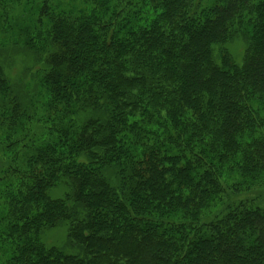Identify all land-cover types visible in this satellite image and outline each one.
<instances>
[{"label":"trees","instance_id":"trees-1","mask_svg":"<svg viewBox=\"0 0 264 264\" xmlns=\"http://www.w3.org/2000/svg\"><path fill=\"white\" fill-rule=\"evenodd\" d=\"M15 13L43 68L26 106L0 68V264H264V0H0V34ZM61 220L80 256L41 243Z\"/></svg>","mask_w":264,"mask_h":264},{"label":"rangeland","instance_id":"rangeland-1","mask_svg":"<svg viewBox=\"0 0 264 264\" xmlns=\"http://www.w3.org/2000/svg\"><path fill=\"white\" fill-rule=\"evenodd\" d=\"M13 19L17 23L14 32L0 34V68L1 74H3L14 94H16L21 104L26 106L36 92L34 88L35 82L37 85L36 74H40L37 72L43 68V65L37 60L33 50L25 45L22 37L18 36L17 29L21 25L25 26L26 23L24 24V20L18 13L13 15ZM244 48L245 43L240 38H234L227 45L228 52L236 63L242 61ZM212 54L214 60L218 63L220 57L216 48H214ZM83 117L94 118L95 115L92 112H87L83 114ZM68 192V185L60 184L47 191V196L52 200H64ZM234 199L231 198V200ZM70 208L77 213L78 220L83 217L84 213L78 207L70 206ZM72 224L69 220L59 221L54 227L45 230L41 234V243L47 248H55L66 255L80 256V249L72 246L68 240Z\"/></svg>","mask_w":264,"mask_h":264}]
</instances>
